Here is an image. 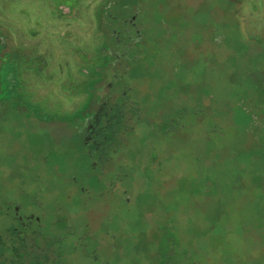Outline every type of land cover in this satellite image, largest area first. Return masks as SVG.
I'll return each mask as SVG.
<instances>
[{
	"label": "rangeland",
	"instance_id": "374dc122",
	"mask_svg": "<svg viewBox=\"0 0 264 264\" xmlns=\"http://www.w3.org/2000/svg\"><path fill=\"white\" fill-rule=\"evenodd\" d=\"M127 8L145 38L115 80L100 15ZM1 26L0 234L18 201L66 264H158L163 227L196 264H264V0H0Z\"/></svg>",
	"mask_w": 264,
	"mask_h": 264
},
{
	"label": "trees",
	"instance_id": "16d2710c",
	"mask_svg": "<svg viewBox=\"0 0 264 264\" xmlns=\"http://www.w3.org/2000/svg\"><path fill=\"white\" fill-rule=\"evenodd\" d=\"M144 30L146 29L144 28ZM0 33L7 39L5 48H2V58L0 60V62L5 63L12 51H18L21 48L17 45L14 47L11 46V48L8 49V46L10 45L9 42H12L11 33L7 28L5 30L2 26L0 27ZM104 44L106 43H103L100 49L104 46ZM92 61L89 60L88 62L91 63ZM99 63H102V65L99 64L100 66H102V68L105 67L106 62L104 59H102ZM91 69L94 70L95 66H93V68ZM201 105H203V103ZM199 111L197 110V113H199ZM218 125L219 123L217 125H214L210 130L214 132V134L211 135L212 137L216 136L218 131H220L218 134H221L223 132L221 130L225 128L221 125ZM120 127L121 125L119 124L111 125L107 130L109 132V136L104 137V141L110 144L114 143L117 139V136L120 134ZM253 128L254 130H260L262 126L261 124L256 123ZM105 142L101 143V147L103 148L100 150L105 158H110L109 152L106 148L108 144H106ZM7 205L8 206L2 209L10 213L11 209L14 208L15 202L8 203ZM16 222L18 221L13 220V223L9 225V232L13 230H20L16 226ZM15 228H17V230ZM166 228L167 227H163L162 230L163 234L161 241L163 240V243L159 247L158 264H190V262H192V264H196L197 260L195 258V252L192 253L185 250L182 255H180V251L182 250L180 249V239L176 237L175 233H170L171 229L167 230ZM65 239L66 237L62 235L44 237L43 235H41V233L38 232H31L27 236L22 235L20 239H17V235H14L13 237L9 236L7 240L0 237V264H7L8 262V264H10V262L15 259L18 260L20 264H66L63 261L64 248L62 249ZM96 260H98L100 264L101 262L102 264L108 263L102 260V258H97Z\"/></svg>",
	"mask_w": 264,
	"mask_h": 264
},
{
	"label": "flooded vegetation",
	"instance_id": "af4514ba",
	"mask_svg": "<svg viewBox=\"0 0 264 264\" xmlns=\"http://www.w3.org/2000/svg\"><path fill=\"white\" fill-rule=\"evenodd\" d=\"M112 11V9H111ZM107 15V18H104V15ZM138 14V17H137ZM139 16H140V11L137 9H130L127 8V10H120L118 12V14L116 12H108L107 10L105 11H101V15H100V21L103 23L104 21L107 22L106 27L103 25L100 28V32H102L104 38H105V42L106 44H104V46L102 47V51L105 49L108 54L107 56L103 57V59L105 60L106 64L105 67L102 68V66H99L100 70L99 71H105L107 69H109V73L112 74V76L114 78H116L115 80L119 79V74L115 73V71L113 70V66L111 65H118L121 64L123 62V60L125 59H129L130 55L133 53L134 50V45L136 43H139L143 40V34L144 33V26L142 27L141 25L139 26ZM99 32V33H100ZM1 36H4L0 33ZM114 43V45L112 44ZM117 49H122V51H117ZM2 48H5V46L3 45V43L0 44V49L2 50ZM13 54V53H12ZM114 57L115 61L114 62H110V58ZM2 58V51L0 53V60ZM120 59V60H119ZM127 67V65L125 66ZM114 73V74H113ZM101 79H96L94 82L95 85L100 84V82L104 79L103 77V73L101 74ZM97 78V77H95ZM114 81L110 82V84H108L109 87H111V89L114 90V88H116L115 84L113 83ZM93 85V84H92ZM109 97H114L113 95L109 96ZM101 108L98 109L95 114H93L94 119L96 121V124L94 126H97V122H99L101 120L102 117H104L105 115L108 116V112L105 110V107L100 105ZM126 109V104L123 105ZM108 107V106H107ZM110 110V108H109ZM115 112V111H114ZM121 113V111L119 110L117 113H114L115 115H119ZM120 116V115H119ZM89 122V121H88ZM110 123V122H109ZM114 125V124H112ZM111 125H109L106 128H97V130H95L94 135H93V142L96 143L97 147L99 148H103L101 147V143L105 142L104 141V137L109 136V132L107 131L108 128ZM98 127V126H97ZM92 133V132H91ZM106 144H110L105 142ZM106 146V145H105ZM107 147V146H106ZM100 155L101 159H105V156L102 154L101 150H100ZM15 204H17L18 206H16L14 208V215H13V220H16L18 222H20V227H18L20 230H17V228H15L17 231L13 230L11 232H9V228H8V232L3 234H0V237L2 239H8L9 236L13 237L14 235H17V239H20V237L23 236H27L28 234H30L31 232H38L41 233L44 237H47V233H45L44 231H41V218L35 216L34 214H27V215H23L21 214V212L19 211V208L21 209L23 207L22 203H18V201L15 202ZM8 215H3L2 217H6ZM10 216V213H9ZM38 222V223H37ZM16 237V236H15ZM9 263V262H8ZM7 263V264H8ZM20 264L18 262V260H13L10 262V264Z\"/></svg>",
	"mask_w": 264,
	"mask_h": 264
}]
</instances>
